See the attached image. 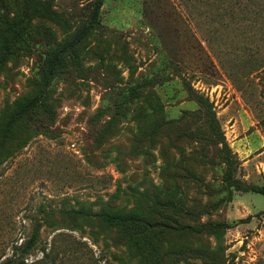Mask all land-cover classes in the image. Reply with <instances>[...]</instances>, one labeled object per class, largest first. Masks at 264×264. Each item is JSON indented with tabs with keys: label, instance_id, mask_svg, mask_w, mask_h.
Here are the masks:
<instances>
[{
	"label": "rangeland",
	"instance_id": "1",
	"mask_svg": "<svg viewBox=\"0 0 264 264\" xmlns=\"http://www.w3.org/2000/svg\"><path fill=\"white\" fill-rule=\"evenodd\" d=\"M97 3L0 0L24 41L0 110L61 57L53 124H19L0 156V262L41 225L29 259L51 248V264H264V72L211 66L179 0ZM80 203L137 228L56 217Z\"/></svg>",
	"mask_w": 264,
	"mask_h": 264
},
{
	"label": "trees",
	"instance_id": "2",
	"mask_svg": "<svg viewBox=\"0 0 264 264\" xmlns=\"http://www.w3.org/2000/svg\"><path fill=\"white\" fill-rule=\"evenodd\" d=\"M101 6L103 0H97ZM184 7V22H194V31L202 38L208 54L209 64L216 66L223 73L238 82L251 83L252 74L264 72V0H179ZM6 33L8 41L0 48V68L7 60L22 49V19L18 16L0 17V34ZM201 49H204L199 45ZM204 51V50H203ZM57 55L50 56L47 69L39 84L29 81L32 86L41 85L36 94L19 95L12 101L3 102L0 110V156L11 141L14 129L19 124L32 127L50 126L53 124L52 98L49 97L50 76L55 74L60 63ZM214 66V65H213ZM247 69L242 78L236 75L241 69ZM236 78V79H235ZM238 79V80H237ZM137 87H133L132 92ZM246 98L252 93L244 91ZM255 193L264 195V188H255ZM56 217L73 216L79 220L99 219L109 224L125 222L137 228L129 215L112 212L103 206L94 212L80 203L78 208L56 212ZM41 225H33L30 236L20 247H13L19 252L3 259L0 264H51L53 249L42 248L41 258L29 259L38 245Z\"/></svg>",
	"mask_w": 264,
	"mask_h": 264
}]
</instances>
